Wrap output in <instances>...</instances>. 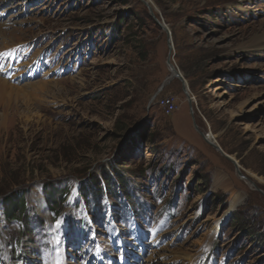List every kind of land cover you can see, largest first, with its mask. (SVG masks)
I'll use <instances>...</instances> for the list:
<instances>
[{"label":"rangeland","instance_id":"obj_1","mask_svg":"<svg viewBox=\"0 0 264 264\" xmlns=\"http://www.w3.org/2000/svg\"><path fill=\"white\" fill-rule=\"evenodd\" d=\"M0 23V264H264V0H0Z\"/></svg>","mask_w":264,"mask_h":264},{"label":"bare ground","instance_id":"obj_2","mask_svg":"<svg viewBox=\"0 0 264 264\" xmlns=\"http://www.w3.org/2000/svg\"><path fill=\"white\" fill-rule=\"evenodd\" d=\"M1 23H0V34H1ZM4 33V32H3ZM2 33V34H3ZM4 46H7V44L6 45H4ZM1 70V69H0ZM7 76V75H6ZM38 83V82H37ZM12 83H10L8 80H6L5 78H3L2 76H0V93H3V90L4 89H6V88H8V87H14V86H12L11 85ZM50 84H52V82L51 81H43V82H39L38 83V86H40L41 87V89H44V90H48V89H46L47 87H45V86H48V85H50ZM32 85V84H31ZM30 85V86H31ZM58 85V84H57ZM33 86V85H32ZM34 87V86H33ZM57 87H59V86H57ZM17 88V87H16ZM38 91V90H37ZM48 92H49V90H48ZM215 185H217V186H220V187H222V188H224V189H226V190H230V189H232L231 187H230V182H229V180L228 179H225L224 178V176L223 175H221L220 173L219 174H217V176H216V179H215ZM232 191V195H231V204H230V207L231 208H233V207H235L240 201H242V198H243V195L241 194V193H239V192H237V191H235V190H231ZM77 193V192H76ZM74 195L75 194H73V197H74ZM34 201L37 203V205H38V207L41 209V210H43V208L45 209V207H46V204H44V202H43V197H42V195H41V193L38 191V189L37 188H35L34 189ZM73 199V198H72ZM219 228V223L218 222H215V224H214V226L212 227V231L213 232H216L217 230H219L218 229ZM212 238H213V236H212ZM197 252V251H196ZM198 253H199V251H198ZM197 254H195V253H193V252H189V251H183L182 253H179V254H177V257H183V258H185V259H187V260H189V262H193L195 259H196V256ZM192 264H194V262L192 263Z\"/></svg>","mask_w":264,"mask_h":264},{"label":"trees","instance_id":"obj_3","mask_svg":"<svg viewBox=\"0 0 264 264\" xmlns=\"http://www.w3.org/2000/svg\"><path fill=\"white\" fill-rule=\"evenodd\" d=\"M104 174L106 175V173H104ZM93 179L95 181H91V182H96L95 184L98 185L99 184L98 177H93ZM106 179L108 180V177H106ZM121 180L123 181L122 189L124 190V188H126L125 181H124L123 178ZM45 188H46V190H49V189L52 188V186L48 185L47 187L45 186ZM19 195L20 196L18 198H15V199L13 197H10L7 200H3L2 205H3V208H4L5 215H7V216H9L11 218H23V220L25 221L27 219V213H26V209H25L26 206H25L24 196H23V193H21ZM67 196L68 195L65 194L64 198H66ZM47 198H50L49 193L47 195ZM56 203L60 204L59 201L56 202ZM56 203L53 200H51V199H49L47 201V205H48V207L50 209H54Z\"/></svg>","mask_w":264,"mask_h":264},{"label":"water","instance_id":"obj_4","mask_svg":"<svg viewBox=\"0 0 264 264\" xmlns=\"http://www.w3.org/2000/svg\"><path fill=\"white\" fill-rule=\"evenodd\" d=\"M147 3V2H146ZM149 4V3H148ZM149 6V9H150V12H151V15L152 17L154 18V20L160 25V27L166 32L167 34V37H168V45H169V49H170V53L167 57V65L169 66L170 70H171V75L168 77V79L172 78V77H178L182 84H183V90L184 92L186 93L188 99H189V102L190 104L192 103V100H191V97H190V93H189V87H188V84H187V81L185 80V78L183 77L182 73L175 67V65L172 63V57H171V52H172V49H173V40H172V35H171V30L170 28L167 26L166 23L162 22L161 20H159V18L154 14V11H153V7L152 5H148ZM196 127L197 125L194 124ZM201 134L203 135V137H205L204 133L201 132ZM131 135V134H130ZM212 143V142H210ZM212 145L216 148H218L219 150H221L220 146L217 144V143H212ZM226 157H228L229 159H232L230 158L229 156H227L225 153H223Z\"/></svg>","mask_w":264,"mask_h":264},{"label":"built area","instance_id":"obj_5","mask_svg":"<svg viewBox=\"0 0 264 264\" xmlns=\"http://www.w3.org/2000/svg\"><path fill=\"white\" fill-rule=\"evenodd\" d=\"M162 104L168 113L174 110L175 105L171 98H163Z\"/></svg>","mask_w":264,"mask_h":264},{"label":"snow or ice","instance_id":"obj_6","mask_svg":"<svg viewBox=\"0 0 264 264\" xmlns=\"http://www.w3.org/2000/svg\"><path fill=\"white\" fill-rule=\"evenodd\" d=\"M3 55H6V54H4V53H0V56H3Z\"/></svg>","mask_w":264,"mask_h":264}]
</instances>
